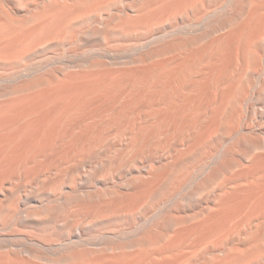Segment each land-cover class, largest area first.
I'll list each match as a JSON object with an SVG mask.
<instances>
[{"label": "bare ground", "instance_id": "obj_1", "mask_svg": "<svg viewBox=\"0 0 264 264\" xmlns=\"http://www.w3.org/2000/svg\"><path fill=\"white\" fill-rule=\"evenodd\" d=\"M0 264H264V0H0Z\"/></svg>", "mask_w": 264, "mask_h": 264}]
</instances>
